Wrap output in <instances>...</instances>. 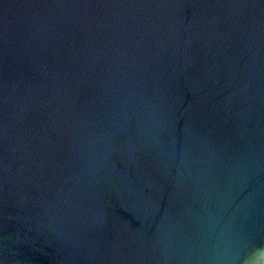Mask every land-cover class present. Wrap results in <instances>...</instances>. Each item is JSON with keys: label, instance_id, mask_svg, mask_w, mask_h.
<instances>
[{"label": "water", "instance_id": "obj_1", "mask_svg": "<svg viewBox=\"0 0 264 264\" xmlns=\"http://www.w3.org/2000/svg\"><path fill=\"white\" fill-rule=\"evenodd\" d=\"M0 264H264V0H0Z\"/></svg>", "mask_w": 264, "mask_h": 264}]
</instances>
